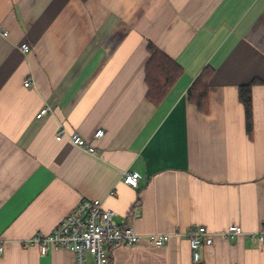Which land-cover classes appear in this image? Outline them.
I'll list each match as a JSON object with an SVG mask.
<instances>
[{
	"label": "crops",
	"instance_id": "obj_1",
	"mask_svg": "<svg viewBox=\"0 0 264 264\" xmlns=\"http://www.w3.org/2000/svg\"><path fill=\"white\" fill-rule=\"evenodd\" d=\"M149 44L182 69L158 104L147 97ZM207 66L203 113L188 91ZM248 84L251 132L239 100ZM124 172L138 173L137 187ZM85 199L140 235L216 234L198 263L173 236L115 246L111 264H264L250 239L264 227V0H0V264H76L67 249L42 255L27 242ZM232 225L244 234H220Z\"/></svg>",
	"mask_w": 264,
	"mask_h": 264
},
{
	"label": "built area",
	"instance_id": "obj_2",
	"mask_svg": "<svg viewBox=\"0 0 264 264\" xmlns=\"http://www.w3.org/2000/svg\"><path fill=\"white\" fill-rule=\"evenodd\" d=\"M7 36L6 32H3ZM27 44L21 45V50L28 51ZM33 80H26L24 86L30 87ZM49 107L40 110L37 117L49 113ZM105 135L104 129H98L94 134V140H99ZM66 133L60 131L56 138L62 140ZM69 140L91 154L96 153L92 140H87L79 134L67 135ZM138 173L124 172L123 181L133 187L138 186ZM114 212L103 207L100 201L82 200L49 234H35L27 243L38 246L40 254L47 255L55 249H67L75 256L76 264H111L110 249L115 246H134L148 244L161 247L166 245L173 236L186 237L192 250L195 263L201 261L200 249L202 246L213 244L216 234L205 227H190L185 231L177 230L173 234H149L140 235L132 226L119 225L114 219ZM221 235L227 238H238L244 234L241 227L232 225ZM250 239L254 243L264 245V227L258 232H252ZM4 252V243L0 239V256Z\"/></svg>",
	"mask_w": 264,
	"mask_h": 264
},
{
	"label": "trees",
	"instance_id": "obj_3",
	"mask_svg": "<svg viewBox=\"0 0 264 264\" xmlns=\"http://www.w3.org/2000/svg\"><path fill=\"white\" fill-rule=\"evenodd\" d=\"M151 57L146 64L147 97L155 104L162 101L180 76L181 67L158 47L149 44ZM213 69L205 67L188 91L189 101L203 113L209 111V81ZM239 100L245 107L248 132L253 127V108L251 84L239 88Z\"/></svg>",
	"mask_w": 264,
	"mask_h": 264
}]
</instances>
